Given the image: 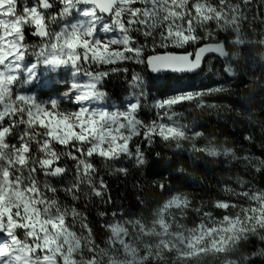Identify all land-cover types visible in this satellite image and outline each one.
<instances>
[{
    "label": "snow or ice",
    "instance_id": "obj_1",
    "mask_svg": "<svg viewBox=\"0 0 264 264\" xmlns=\"http://www.w3.org/2000/svg\"><path fill=\"white\" fill-rule=\"evenodd\" d=\"M5 2L6 0H0V4ZM251 2L252 0H240L241 6ZM221 3L222 0H215V5L212 0H33L31 6L24 5L18 11L16 0L15 11L22 19L14 29L10 25L4 35L0 36V65L12 60L13 64L23 66L22 69H17L20 72L19 80L16 76L9 77L0 73V152L4 148L15 149L14 158L11 155L8 158V164L14 163L15 168L4 167L5 161L0 155V201H6L0 203V234L6 235L13 245L12 248H0V264H52V256L60 247L58 235L53 229L64 222L62 215L44 216L39 221V226L34 223L35 205L46 203L39 194L37 183L48 181H41L40 177H79L70 180L66 186L74 198L82 196L88 202L95 197L100 204H112L109 186L93 162L94 156L105 162L109 175L127 176L128 168L117 167L116 163L132 160L135 167H146L149 161L142 144L147 142V146L151 147L157 137L166 144L170 140L183 138L184 125L177 124L174 119L177 106L188 104L195 108L197 105H216L207 97L221 92L224 89L221 86L205 89L180 88L172 94L150 101L144 78L136 72L131 75L128 103L123 109L116 108L109 115V112H96L89 107L93 99L105 98L102 81L113 73L129 72L128 67L117 65L144 64L153 73L184 74L201 70L206 53L225 56L222 46L209 48L210 41L219 44V39L207 26L213 23L214 13L218 18V5ZM260 5L264 6V0H261ZM74 12L81 19L68 24L73 30L70 38L65 39L63 44L59 43L66 31L62 26L60 35L55 32L51 34L57 43L51 44L50 48L52 52L59 54L54 63L66 64L72 70L74 81L68 85L64 95L79 107L72 110L71 114H68L67 109L49 112L48 108L58 107L55 100L47 104L39 103L31 95L19 94L15 89L23 82L21 77L32 83L39 79V61L47 59V55L43 54L49 47V26L53 23L63 25L65 18ZM259 19L264 23V15H260ZM209 32L211 35H208ZM114 34H118V37ZM27 35L38 38L35 49L32 48L33 43L26 42ZM205 35H208L207 39H204ZM27 57H32L31 63H25ZM13 64L8 65L10 71L13 70ZM106 66L112 67L99 70ZM207 70L213 71L210 65ZM223 72L235 78L226 61ZM242 82L247 86V81ZM193 101L196 103L193 104ZM146 105L155 112V119L145 121L139 117V112ZM80 119L86 121L87 126L80 125L84 133L77 135L71 131V121ZM105 121L109 122L107 131L96 126L97 122L103 124ZM60 123L64 125L63 131L54 126ZM25 127L37 129L32 133L37 137L35 140L31 136L25 140ZM18 128L20 131H17ZM40 129L43 131H39ZM14 134L15 140H12ZM200 134L199 130L194 132V135ZM134 138H138L135 144L132 143ZM243 139L250 144L255 142L251 134L245 135ZM53 143L65 148L64 159L73 162L71 171L54 149L51 154L56 158H49L48 149ZM105 144L108 147H103ZM197 147L203 145L198 144ZM172 148L180 151L175 143ZM33 152L37 154L35 163L29 160ZM156 155L159 156V153ZM240 159L245 161L241 165L245 172L248 171L247 162L251 159L256 161V166L251 171L264 172V159L251 153L243 154ZM178 171L184 169L180 168ZM228 179L232 183L223 184L222 192L235 188L237 195L251 198L248 199L249 204L259 205L243 209L251 221V234L246 235L244 243L247 245L254 239L258 242L256 249L244 251L238 259L230 260L229 264H254L256 258L264 259V190H258L262 192L261 195H254L243 177L229 176ZM49 187L55 188L53 185ZM159 187L164 188L165 185L160 184ZM180 200L181 196L177 194L163 207L167 208L170 203ZM184 203H187L186 199ZM235 206L234 199L216 200L213 204V207L221 210ZM111 214L119 213L113 211ZM99 215L103 217L108 213L100 212ZM201 215L208 219L201 222L196 231L201 236L213 234V244L226 245L231 239H238L240 232H249L248 228L240 225L239 218L233 219L226 212L218 221L207 211ZM85 217L87 224L86 214ZM88 230L90 225L85 229ZM18 233H23L26 243L21 242ZM53 241H57L55 247L51 246ZM95 258L93 252L89 264ZM58 260L59 264H67L63 257H58Z\"/></svg>",
    "mask_w": 264,
    "mask_h": 264
},
{
    "label": "trees",
    "instance_id": "obj_2",
    "mask_svg": "<svg viewBox=\"0 0 264 264\" xmlns=\"http://www.w3.org/2000/svg\"><path fill=\"white\" fill-rule=\"evenodd\" d=\"M224 1L227 0L218 5L220 10L226 7ZM230 1L238 3L244 17L235 24L233 19L215 16L213 23L207 25L217 34L219 43H223L229 55L226 62L235 74V78L225 74L224 61L212 58L211 67L217 70V76L207 77L199 89L223 87L221 92L207 97L216 105L177 106L174 119L177 124L184 125L183 138L166 144L157 137L151 147L147 142L142 144L149 163L144 168H137L133 162L123 161L117 167H127V176L109 175L105 162L94 156L92 160L109 186L112 204H100L95 197L86 202L83 197L74 198L68 190L54 185L49 200L62 203L67 210L62 215L64 222L57 228L74 237L80 245L73 252L60 243V254L67 264H89L93 252L96 258L92 264H229L244 251L256 249L258 242L254 239L247 245L244 243L246 235L251 234V221L243 209L259 205L249 204L248 199L251 198L237 195L235 188L228 192H222L221 188L225 183H232L229 176H239L247 181L254 195H261L258 190H264V172L251 171L256 161L249 160L248 171L245 172L241 167L245 161L240 159L247 153L264 159V147H261L264 146V23L259 19L264 15V6L260 5L261 0H253L244 6L240 0ZM212 3L215 5V0ZM26 42L34 44L38 38L28 35ZM107 67L112 66L99 70ZM117 67H128L129 72L111 74L102 82V87L107 98L124 102L131 75L136 72L151 74L146 65L143 69L131 63ZM206 71L205 67L198 76L206 75ZM153 78L156 85L148 91L150 101L163 97L162 94L166 96L164 88L171 76ZM242 80L248 82L247 86ZM139 117L145 121L156 118L155 112L147 105L139 112ZM26 130L32 138H37L32 135L37 129L26 127ZM198 130L201 134L194 135ZM248 134L253 136L254 143L243 139ZM137 139L134 138L132 143L135 144ZM173 143L180 151L172 148ZM198 144L203 147L198 148ZM50 146L71 171V164L61 156L65 148L54 143ZM180 168L184 171H178ZM49 178L57 181V178ZM160 184L165 187L160 188ZM177 194L181 200L164 208V204ZM221 199H234L236 206L224 210L213 207L214 202ZM3 202L6 201H0ZM113 211L119 214H111ZM205 211L217 221L225 212L233 219L239 218L240 225L248 228L249 232H243L240 239L233 238L228 252L222 255L220 245L212 242L213 234L201 236L196 231L199 224L208 219L201 215ZM100 212L108 215L101 217ZM89 225L90 230L85 231ZM113 226L120 230V242L115 239ZM19 239L26 243L21 236ZM254 264H264V259L256 258Z\"/></svg>",
    "mask_w": 264,
    "mask_h": 264
},
{
    "label": "rangeland",
    "instance_id": "obj_3",
    "mask_svg": "<svg viewBox=\"0 0 264 264\" xmlns=\"http://www.w3.org/2000/svg\"><path fill=\"white\" fill-rule=\"evenodd\" d=\"M253 1V0H252ZM226 4L225 9L220 10V17H223L225 19H233V22L235 24L238 23L240 19L244 17V13L242 9L239 7L238 3L232 2L230 0L224 1ZM33 3V0H22L21 2H18V11L20 7H23L24 5L31 6ZM16 9V0H6L5 3L0 4V36H3L5 33V30L11 25L14 29L16 27L17 22L22 19V17H19ZM221 9V8H220ZM216 16L214 13L213 18ZM81 19V17L77 13H72L68 18H65L64 24L61 23H53L49 26V35L50 39L48 41L49 47L48 51L44 53L43 55H47L46 60H41L39 63L41 64V67L38 69L40 72L39 79L36 80L34 83L24 80L23 77H21V80L23 81L18 89H15V92L19 94H25V95H31L33 99H35L39 103L47 104L52 100H55L57 102L58 107L56 109L48 108L49 112H56L61 109H67L69 110L68 114H71L72 110H75L79 105L73 104L65 94L66 89L70 83L74 81V75L72 74V70L67 67L66 64L61 65L54 63L55 57L59 55L58 53L52 52L50 45L57 43V40L55 37H53L51 34L56 33V35H60L61 27L63 26L66 31H64V35L60 37V44H63L65 39H69L71 36V32L73 31L70 27H68V24L72 22H78V20ZM117 35L118 34H114ZM84 39H91V37H84ZM26 41H28V35L26 37ZM106 42V41H105ZM36 43L32 45V48L35 49ZM191 51V49H189ZM48 52H51L49 55ZM32 57H27L25 63H31ZM212 58L209 59L206 63V68L208 69V66L212 64ZM9 64H13L12 60L6 61L4 65H0V73L5 74V76H16L18 80L20 79V72L17 69H22V65L13 64V70L10 71L8 68ZM140 69H143L144 64H135ZM205 69V68H204ZM213 69V68H212ZM142 75L144 78V82L147 85V91L151 90L153 86L156 85L154 76L147 75L143 72H138ZM27 75V72H25V76ZM35 75V74H33ZM171 76L170 79L167 81V85L165 86V95L172 94L175 90L183 88V89H199L201 86V83H205L207 81V77H210V79L217 76V70L213 69L212 72L206 71V75H195V76ZM103 82V81H102ZM159 84V83H158ZM130 83L127 84L125 89V97L124 102H114L106 97L102 98L100 100L93 99L89 107L93 111L100 112L105 111L109 112V115H111V111L115 110L116 108L123 109L125 105L128 103L127 96L130 92ZM164 96V94H162ZM47 119V118H45ZM51 123V122H50ZM108 123L105 121L103 124L97 122V127H103L105 128V131L108 130ZM80 125L87 126V122L83 119L80 120H72L71 121V131L74 132L77 135L83 134L84 129L80 127ZM59 131L64 130L63 123H60L58 125H54ZM34 128V127H33ZM36 129V128H35ZM17 131H20L18 128ZM24 131V138L27 140L29 138V133L26 130V127L23 129ZM39 131H43V129H40ZM15 135L11 138L12 140H15ZM32 140H35L36 138H32ZM33 147H35L33 145ZM103 147H108L107 144L103 145ZM52 148L49 146L48 153L50 159H55L56 156H53ZM0 155L4 158V167L7 168H15V164L12 165L8 164V158L11 155L13 158L15 156V149H8L4 148L2 152H0ZM36 153L33 152L29 156V160L31 163L36 162ZM64 159V155H61ZM100 158V157H99ZM60 159V158H59ZM65 160V159H64ZM67 161V160H66ZM128 163L133 162L128 160ZM117 162L116 166L123 163ZM72 165V161H67ZM126 162V163H127ZM75 178L79 177H72V176H66L62 178H57V181H54L53 179L49 177H40L41 181L47 180L48 183H37L38 189H40V196L46 201L44 204H36L35 205V212H36V219L34 223L39 226V221L44 218V216H54V215H63L66 210L64 205L62 203H52L49 200L50 192L53 188L49 187V185H55L59 186L60 188L66 189V186L68 185L69 181ZM44 189H47L45 192ZM70 192V191H69ZM5 195H7V190L5 191ZM82 197V196H81ZM46 209V211H45ZM113 229H116V231H113ZM112 231L114 232L115 239L120 242L121 239H119V228L117 226H113ZM53 232L58 235L59 242L63 244L69 251H75L77 248H80V245L76 242L74 237L70 236L69 234H65L61 229H58L57 227L53 229ZM18 238L21 236L23 238V233H18ZM244 235L243 232H240L238 234V239H240ZM231 239L226 245H220L221 254L224 255V253L228 252V246H230L232 243ZM22 242V241H21ZM57 241H53L52 247L56 246ZM8 247L12 248L13 245L11 244V240H9L6 235L0 234V248ZM61 250L60 247L57 249V251L52 256V264H58V257H61Z\"/></svg>",
    "mask_w": 264,
    "mask_h": 264
},
{
    "label": "water",
    "instance_id": "obj_4",
    "mask_svg": "<svg viewBox=\"0 0 264 264\" xmlns=\"http://www.w3.org/2000/svg\"><path fill=\"white\" fill-rule=\"evenodd\" d=\"M48 31H49V28H48ZM221 46L225 49L223 43H219V44H217V43H210V44H209V48H211V49H215V48H218V47H221ZM225 53H226V54H225V56H223V57H219L218 54H214V53H206L205 56H204V63H203V66H202L201 70H199V71L196 72V73H184V74H175V73H171V72L153 73V72L150 70V68H149V67H148V68H149L150 74H151L152 76H154V77H164V76H169V75H173V76H195V75H198V74H200V73L203 72V70H204V68H205V66H206V62H207L208 59H211V58H218V59L221 60V61H226V60H228L229 55H228V53H227L226 50H225Z\"/></svg>",
    "mask_w": 264,
    "mask_h": 264
}]
</instances>
